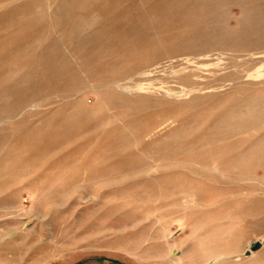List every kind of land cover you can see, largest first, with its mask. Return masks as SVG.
Returning a JSON list of instances; mask_svg holds the SVG:
<instances>
[{
  "label": "rangeland",
  "instance_id": "obj_1",
  "mask_svg": "<svg viewBox=\"0 0 264 264\" xmlns=\"http://www.w3.org/2000/svg\"><path fill=\"white\" fill-rule=\"evenodd\" d=\"M263 239L264 0H0V264Z\"/></svg>",
  "mask_w": 264,
  "mask_h": 264
},
{
  "label": "water",
  "instance_id": "obj_2",
  "mask_svg": "<svg viewBox=\"0 0 264 264\" xmlns=\"http://www.w3.org/2000/svg\"><path fill=\"white\" fill-rule=\"evenodd\" d=\"M264 244V239L260 242H256L252 247H251V251H257L258 249L261 248V246ZM251 251H248L247 254H250Z\"/></svg>",
  "mask_w": 264,
  "mask_h": 264
}]
</instances>
